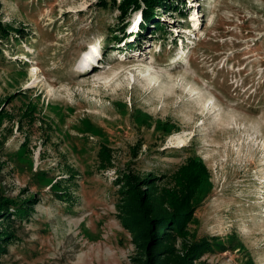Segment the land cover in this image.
Instances as JSON below:
<instances>
[{
	"label": "rangeland",
	"instance_id": "374dc122",
	"mask_svg": "<svg viewBox=\"0 0 264 264\" xmlns=\"http://www.w3.org/2000/svg\"><path fill=\"white\" fill-rule=\"evenodd\" d=\"M184 1L187 18L160 9L164 31L131 14L119 41L120 12L98 0H0L26 29L0 38V198H35L0 222L14 233L0 264H135L120 172L171 189L190 158L208 176L178 248L206 240L197 263L264 264V0Z\"/></svg>",
	"mask_w": 264,
	"mask_h": 264
},
{
	"label": "trees",
	"instance_id": "16d2710c",
	"mask_svg": "<svg viewBox=\"0 0 264 264\" xmlns=\"http://www.w3.org/2000/svg\"><path fill=\"white\" fill-rule=\"evenodd\" d=\"M98 1L100 6L110 7L120 12L118 34L121 35L114 36L115 40L119 41L126 35L128 19L133 13L143 16L141 33L146 32L150 24H154L157 30L164 31L158 19L160 9L166 13L179 11L183 18H187L184 0ZM25 33L24 27L16 28L14 25L7 24L0 16V38L7 39L12 34L24 37ZM152 35L155 34L152 33ZM4 114V111H0V129L5 122ZM99 157L101 166L107 168L113 165L110 149L103 147ZM207 176L208 168L198 158L188 159L179 168L175 176L176 185L171 189L159 185L158 178L151 173L141 175L131 170L120 172L117 178L120 185L119 192L122 195L118 204L119 216L123 225L131 232L132 240L138 249V257L134 259L135 264H206L197 263L196 260L210 248L208 241L183 244L181 249L178 248L177 241L186 240L189 235L187 226L195 217L197 210L194 201ZM34 199L32 196L29 200L17 202L7 197L0 198V219L2 220L0 222L28 216L33 210ZM11 208L14 211H11ZM3 227L4 229H0L2 230L0 253L7 250L6 242L14 236L9 226Z\"/></svg>",
	"mask_w": 264,
	"mask_h": 264
},
{
	"label": "bare ground",
	"instance_id": "6f19581e",
	"mask_svg": "<svg viewBox=\"0 0 264 264\" xmlns=\"http://www.w3.org/2000/svg\"><path fill=\"white\" fill-rule=\"evenodd\" d=\"M196 26H198V25H196ZM101 47H102V45L100 47H96L95 49H93V51L91 53H88L87 55L82 57L79 64L77 65V67L83 68L81 70H86L90 66V60H92L94 62L98 59V56L102 55V51L100 50ZM181 52H182L181 57H183L184 55H186V56L189 55V53L185 49L181 50ZM78 68H77V72H78ZM32 75H35V74L32 73ZM252 139L254 140V138H252ZM181 142H183V141H181Z\"/></svg>",
	"mask_w": 264,
	"mask_h": 264
}]
</instances>
